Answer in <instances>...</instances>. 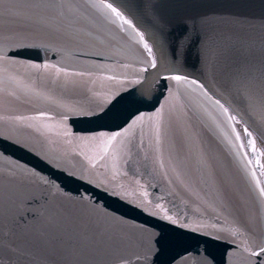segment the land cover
Here are the masks:
<instances>
[{
    "label": "water",
    "instance_id": "1",
    "mask_svg": "<svg viewBox=\"0 0 264 264\" xmlns=\"http://www.w3.org/2000/svg\"><path fill=\"white\" fill-rule=\"evenodd\" d=\"M81 2L104 5L111 0ZM119 2L130 7L136 17L133 22L146 34L159 37L161 27L177 35L184 31L186 10L179 6L182 0H153L168 5L161 9L168 21L166 25L156 22L150 11H138L139 0ZM125 18L132 17L126 14ZM97 28L100 35L91 42V47L104 50L106 55L114 56L116 62L86 60L77 53L88 49L64 45L61 52H51L49 57L55 54L52 62L62 65L67 72L59 83H67L68 87L52 82L54 72L51 76L37 77L22 64L0 66V117H3L0 119V176L11 174L12 169L17 175L32 176L29 185L21 188V195L40 200L39 205H34L40 210L39 214L26 224L20 223V230L44 228L55 215L66 230V239L71 241L63 252L24 255L21 264H107L102 254L93 258L76 248L77 241L84 239L90 217L108 220L114 217L116 221H123L122 226L129 231L144 228L159 232L166 240L167 251L161 258L164 264L185 248H207L215 257V264H224L227 245L223 240L201 243L204 237L188 229L213 233L224 239H240L237 218L243 224L250 218L264 222V203H258L249 184L251 180L260 187L259 181L228 119L190 85L173 86L174 82L168 81L165 89L164 81L157 80L155 70L141 71L144 57L133 40L134 34L118 32L106 23ZM197 30L201 36L207 33L217 37V43L225 47L222 68L213 72L202 65L193 43L168 71L197 77L217 90L224 79L223 71L235 63L255 65L254 74L260 75L259 62L264 61V47L258 43L241 46L236 39L241 28L216 20ZM195 34L189 32L193 37ZM229 37L232 38L230 43ZM161 53L167 55L168 47L161 49ZM25 56L32 61L38 59L32 52ZM79 72L84 73L83 80L77 75ZM73 84L79 86L73 87ZM133 91L143 103L122 104L103 119L91 116V111L101 112V106L108 107L115 98ZM77 103L83 105L89 115L70 117L65 123L49 118V114L59 111V105ZM137 109L142 119L134 115ZM130 116V126L124 125ZM20 117L24 119H18ZM121 126L128 130L110 146L108 137ZM157 128L161 130L159 143ZM140 142L139 149L132 147L133 143ZM173 157L184 162L195 192L188 183L175 180L178 170ZM161 163L164 168L160 167ZM42 177L54 181L47 188L51 195L46 201L42 198L45 191ZM158 198L162 199L158 201ZM96 200L100 203L95 204ZM158 202L161 207H157ZM173 203V217L183 213L177 225L158 218L164 215V208H172ZM185 222L188 229L179 226ZM198 259L202 257H189L181 264H196ZM229 264L241 262L230 257Z\"/></svg>",
    "mask_w": 264,
    "mask_h": 264
},
{
    "label": "snow or ice",
    "instance_id": "2",
    "mask_svg": "<svg viewBox=\"0 0 264 264\" xmlns=\"http://www.w3.org/2000/svg\"><path fill=\"white\" fill-rule=\"evenodd\" d=\"M167 6L154 3L153 0H139L136 4L138 11H150L156 22L165 25L168 21L165 20L161 9ZM179 6L186 10L183 17L184 31L177 35L172 30L165 31V28L161 27L160 36L155 37L151 33L146 34L145 30L133 22L135 14L126 3L122 4L119 0H111L104 5H85L81 0H0V66L7 68L22 64L33 70L37 77L41 74L51 76L54 72L55 79L52 82L59 87H68L67 83L63 85L59 83L67 72L62 65L52 62L56 55L50 58L49 53H59L64 45L71 44L80 49H88L77 53L86 60L116 62L114 56L106 55L102 49L91 47V42L100 35L97 25L110 24L118 32L134 34L133 40L144 57L141 71L151 73L155 70L157 80L164 81L165 89L169 86L168 81L174 82L173 86L190 85L199 90L207 103L221 115L237 123L243 121L246 125L243 129L245 139L249 144L253 131L264 139V61L259 62V76L254 74L255 65L242 66L235 63L226 68L218 90L210 88L197 77L189 78L181 72L168 71L169 67L186 55L187 49L193 43L197 46V58L202 65L213 72L222 68L226 57L225 47L217 43V37L207 33L201 36L197 30L216 20L242 29L236 37L241 46L251 47L258 43L264 47V0H182ZM126 14L132 18H125ZM190 31L196 33L195 37L189 35ZM41 40L45 43H36ZM231 40L229 37V43ZM166 46L168 54L164 55L161 49ZM28 52L35 53L38 59L32 61L31 57L25 56ZM77 75L81 80L84 79L83 72ZM141 103L143 101L137 99L133 91L115 98L108 107L101 106V112L91 111V116L103 119L122 104L135 106ZM230 110L232 115L228 117ZM154 111L159 112V109ZM80 115L87 116L89 112L84 110L83 105L77 103L59 105V111L49 114V118H57L58 122L65 123L70 117ZM134 115L143 118L140 117L138 109ZM131 119L130 116L124 125L130 126ZM250 128L252 130H249ZM127 130L128 127L125 126L118 128L114 135L108 137L109 145L111 146V142L117 141ZM156 131L159 143L161 130L157 128ZM167 135L165 127L163 132L165 142ZM141 144L142 142L133 143L132 147L139 149ZM103 158L102 156L101 159ZM172 162L178 170L175 180L188 183V187L195 192L184 162L176 157L172 158ZM160 167L164 168L165 165L161 163ZM10 173L0 176V264H21V257L28 254L65 251L71 241L66 239V230L55 215L44 228L28 232L20 230V223L26 224L28 219H34L39 214L40 210L34 205H39L40 200L34 196L28 199L21 195V188L29 185L33 180L32 176L17 175L14 169L10 170ZM41 179L45 188L42 198L46 201L51 195L47 188L54 181L43 177ZM249 184L250 191L257 197L258 203H264V187H258L251 180ZM145 195H148L147 192ZM159 199L162 198H158V201ZM99 203V200L95 201V204ZM157 207H161L159 202ZM174 208V203L172 208H164V215L158 218L177 225L178 217L183 213L174 218L171 214ZM104 216L107 217L108 213L105 212ZM235 222L240 239H224L213 233L197 232L195 229H188L186 222L179 226L203 236L201 243H207L208 240L216 242L223 240L227 245L224 249V264H229L230 257L238 258L241 264H264V222L252 218L247 224L241 223L238 218ZM122 225L123 221H116L114 217L111 220L90 217L83 233L84 239L77 241L76 248L81 250L83 255H91L93 258L97 254H102L107 264H164L161 258L167 251L166 240L159 232L144 228L129 231ZM236 234L233 233L234 236ZM189 257L194 259L202 257L196 264H215V257L207 248L194 250L185 248L182 253L172 256L168 264H181Z\"/></svg>",
    "mask_w": 264,
    "mask_h": 264
},
{
    "label": "bare ground",
    "instance_id": "3",
    "mask_svg": "<svg viewBox=\"0 0 264 264\" xmlns=\"http://www.w3.org/2000/svg\"><path fill=\"white\" fill-rule=\"evenodd\" d=\"M232 115L230 110L228 117ZM258 181L260 187H264V139L261 136L257 135L256 131H253V135L251 137V142L246 141L245 134L243 129L246 127L243 121L237 123L235 120H231L227 118ZM249 130H252L251 128ZM255 162H258L259 165L256 166Z\"/></svg>",
    "mask_w": 264,
    "mask_h": 264
}]
</instances>
